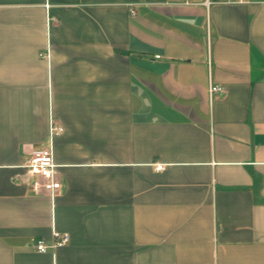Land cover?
<instances>
[{
    "label": "crops",
    "instance_id": "obj_1",
    "mask_svg": "<svg viewBox=\"0 0 264 264\" xmlns=\"http://www.w3.org/2000/svg\"><path fill=\"white\" fill-rule=\"evenodd\" d=\"M0 264H264V0H0Z\"/></svg>",
    "mask_w": 264,
    "mask_h": 264
},
{
    "label": "built area",
    "instance_id": "obj_2",
    "mask_svg": "<svg viewBox=\"0 0 264 264\" xmlns=\"http://www.w3.org/2000/svg\"><path fill=\"white\" fill-rule=\"evenodd\" d=\"M183 3H192V0H182ZM135 11L132 10V13ZM225 93V88L219 84H212L209 88V96L212 100L216 95H222ZM52 132L59 133L62 131V127L59 125L52 126ZM24 167L29 173L34 176L32 181V189L37 193L46 192L51 196H55L61 189L62 183L60 175L57 172V165L54 162L53 151L51 146H44L39 149H34L31 154L25 159ZM155 168L157 170L164 169L163 163H156ZM69 241V235L67 233H61L59 231L53 232L52 248L65 245ZM35 248L39 252H46L48 245L45 239H38L35 243Z\"/></svg>",
    "mask_w": 264,
    "mask_h": 264
}]
</instances>
